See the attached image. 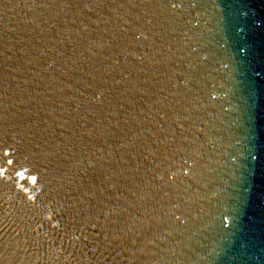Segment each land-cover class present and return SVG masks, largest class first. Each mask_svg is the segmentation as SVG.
Returning <instances> with one entry per match:
<instances>
[{
    "label": "water",
    "instance_id": "1",
    "mask_svg": "<svg viewBox=\"0 0 264 264\" xmlns=\"http://www.w3.org/2000/svg\"><path fill=\"white\" fill-rule=\"evenodd\" d=\"M0 264H264V0H0Z\"/></svg>",
    "mask_w": 264,
    "mask_h": 264
}]
</instances>
